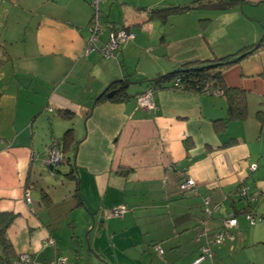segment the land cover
<instances>
[{
  "label": "crops",
  "instance_id": "crops-1",
  "mask_svg": "<svg viewBox=\"0 0 264 264\" xmlns=\"http://www.w3.org/2000/svg\"><path fill=\"white\" fill-rule=\"evenodd\" d=\"M90 1L0 0V216L11 217L0 262L27 253L34 264H189L233 214L199 264H264V221L244 217L249 206L264 215V0H228L212 15L195 7L216 0H102L100 41L112 27L134 35L108 58L84 52ZM168 7L188 9L152 15ZM244 47L221 70L244 115L230 114L227 94L170 80L156 85L154 109L137 105L148 80ZM52 139L67 161L51 170ZM186 178L193 191L180 190ZM240 185L258 193L252 204ZM120 205L122 216H106Z\"/></svg>",
  "mask_w": 264,
  "mask_h": 264
},
{
  "label": "built area",
  "instance_id": "built-area-1",
  "mask_svg": "<svg viewBox=\"0 0 264 264\" xmlns=\"http://www.w3.org/2000/svg\"><path fill=\"white\" fill-rule=\"evenodd\" d=\"M102 0H91L90 5L92 9V16L89 23V36L86 40L84 52L90 53L92 51H96L100 53L103 58H108L114 56V50L124 41L128 39H132L134 37L133 33L124 28H115L111 29L107 35L106 40L100 41V35L103 31V20H102V8H101ZM100 43V44H99ZM179 78H175L173 81L174 87H178ZM203 94H214L219 95L223 94V91L218 88H212L209 84H205V86L201 89ZM155 89L153 87L146 88L141 94L136 96L137 105L140 108L151 110L154 109V97ZM62 152L59 148L58 142L55 140L51 141L46 149L43 156V160L53 167H56L62 162ZM256 165H252V170L255 169ZM195 186V182L192 178H186L179 184V188L182 192L193 191ZM237 195L240 198H243L247 201L248 205L252 204L257 198L258 193L255 191H250L247 186L240 185L236 191ZM26 201L29 203L30 198L28 192L25 193ZM209 197H204L203 202L205 205V213L206 216H210V208ZM127 208L125 205H120L111 209L106 210V216L119 217L122 216ZM244 217L248 220L249 223L254 224L257 220L264 221V215L257 212L254 208L249 206L247 210L244 212ZM237 224L236 217L233 214H228L224 220L222 227L214 231L211 234V239L204 245H202L200 249L199 256L189 264H199L204 261L211 254V246L215 243H218L222 237L224 236L227 229L235 226ZM202 233L207 234L206 229H202ZM155 249L158 253L162 254V249L156 245ZM14 264H34L31 259V256L27 253L19 254L14 260ZM51 264H68L67 260L63 257L56 258Z\"/></svg>",
  "mask_w": 264,
  "mask_h": 264
},
{
  "label": "trees",
  "instance_id": "trees-1",
  "mask_svg": "<svg viewBox=\"0 0 264 264\" xmlns=\"http://www.w3.org/2000/svg\"><path fill=\"white\" fill-rule=\"evenodd\" d=\"M206 1L207 2H214V0H206ZM216 1L222 2L225 5L231 4L230 3L231 1H228V0H216ZM198 2H200V0H198ZM186 9H188V7H168V8H162V9H155V10H152V15L156 16V17L157 16L158 17H166L171 12H177V11H182V10H186ZM206 20L207 19H204L203 21H206ZM121 28H124V27H121ZM112 29H115V27H112ZM124 29H126V28H124ZM261 41H264V38L260 39V42ZM245 48L246 47L240 49L235 54H231V55L224 56V57L213 58L211 60H196V61H190V62L183 63V64L179 65V67L175 70L169 71L162 76L159 75L156 78L148 80V82H147L148 85L146 88L153 87L155 89L156 85L160 84V82L163 80H170L171 81L170 86L172 88L195 89L198 91H201V89L205 86V84H209L210 87L218 88V89L223 91V94H227L228 100H229V112H230V114H232L234 116H242L245 114V105H244V101H243V96L239 95V93H237L234 90H231L230 88H227L223 85L222 79H221V70L224 67L229 66L230 64H232L233 62H235L239 58L243 57L248 52L247 50H249V49H245ZM175 78H179V80H180L178 87L177 86L174 87V85H173V81L175 80ZM123 82L122 81H114L110 84V87L114 86L117 83L118 84L120 83L121 85L124 86L126 84L125 83L126 80H123ZM66 116L70 117V114L67 113ZM72 130L73 129H68L65 132L64 137H63V142H66L71 137V134H72L71 131ZM53 140L54 141L56 140L58 142L59 148H60V141H58L57 139H52L51 141H53ZM47 145H46V147H47ZM46 147H45V149H46ZM60 150H61V148H60ZM61 152L63 155L62 156V162L64 160L67 161V157L65 156L64 151L62 150ZM44 153H45V150L43 152V156H44ZM48 166H50L51 170L53 168L58 167V165L56 167H53L51 165H48ZM2 217L3 216L1 215L0 216V247H1V250L3 252H7V250L10 247V243H9V240L6 236L5 229H6L8 220L11 217H9L8 220L5 221L4 223H2V220H3ZM2 260H4V261L0 262V264L4 263L6 261V258H4Z\"/></svg>",
  "mask_w": 264,
  "mask_h": 264
},
{
  "label": "water",
  "instance_id": "water-1",
  "mask_svg": "<svg viewBox=\"0 0 264 264\" xmlns=\"http://www.w3.org/2000/svg\"><path fill=\"white\" fill-rule=\"evenodd\" d=\"M196 9H203V10H224L226 8L225 4L222 2H214V3H203L199 4L195 7ZM264 38V35L261 36V39ZM259 42L255 45L258 46ZM116 92L115 89L109 91L106 96L110 97Z\"/></svg>",
  "mask_w": 264,
  "mask_h": 264
},
{
  "label": "rangeland",
  "instance_id": "rangeland-1",
  "mask_svg": "<svg viewBox=\"0 0 264 264\" xmlns=\"http://www.w3.org/2000/svg\"><path fill=\"white\" fill-rule=\"evenodd\" d=\"M199 13H204V14H209L212 15L217 12V10H203V9H198ZM86 240V238H84Z\"/></svg>",
  "mask_w": 264,
  "mask_h": 264
}]
</instances>
